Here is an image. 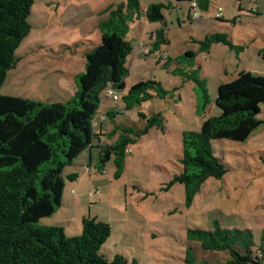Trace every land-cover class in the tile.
Returning <instances> with one entry per match:
<instances>
[{"label": "rangeland", "instance_id": "rangeland-1", "mask_svg": "<svg viewBox=\"0 0 264 264\" xmlns=\"http://www.w3.org/2000/svg\"><path fill=\"white\" fill-rule=\"evenodd\" d=\"M124 1L33 0L28 17L29 32L15 51L19 60L8 71L0 86V95L44 102L69 99L75 90L74 74L84 71V52L100 42L98 24L107 18L106 9L121 6ZM139 1L140 16L147 4L164 1V29L170 43L165 52L168 60L164 56L157 64L152 55L132 53L127 58L128 74L124 81L129 88L140 81L154 80L164 94L157 96L156 90L151 91L153 98L106 121L100 120L103 101L93 126L95 133L100 122L104 126L124 124L140 129L145 122L137 114L142 111L147 116L161 113L163 127H151L128 145L130 153L124 156L119 176L115 173L113 157L106 162L103 172L97 169L92 172L79 160L67 166L64 175L76 172L81 181L77 191L84 192L79 206L74 208L85 216L110 224L111 234L101 249L108 258L120 254L128 264L224 262L226 251L204 250L199 242L190 240L186 232L188 228L211 229L217 222L223 228L250 229L255 242L253 249L259 245L264 230V110L258 114L263 123L245 141H212L213 151L227 172L220 179L208 178L189 206L185 205L183 185L175 184L167 190L162 187L179 171L180 165L174 161L181 155L182 132L197 131L204 116L219 115L215 104L218 85L231 81L241 71L264 75V0L257 1L262 16L248 12V7L244 6L240 22L230 21L231 18L215 19L219 6L224 16L236 15L238 0H216L207 13L198 7V14L208 15V18L197 19L192 10L193 30L187 27L188 20L177 24V17L184 16L191 1L184 0L169 9V0ZM175 1L178 0H171ZM244 2L252 6L251 0ZM201 21L206 23L202 28ZM128 25L126 39L133 43L142 41L147 46V26L140 27L137 20L129 21ZM212 32L227 33L233 47L214 43L208 53L202 52L194 58L185 55L192 49L198 53L190 37L201 38ZM194 79L204 80L209 96L204 108H198L199 89L196 90ZM65 91L70 92V96H65ZM122 92H118L119 98ZM108 99L116 107H123L121 98L117 103ZM113 135L109 133L110 139L115 141L118 136ZM65 182L73 184L67 179ZM94 190L99 191L90 195ZM66 209L61 206L60 211L41 219L39 224L57 225L63 227L68 236H78L81 230L76 232L73 222L66 223L67 214L62 212ZM67 210L79 220L73 208ZM78 225L81 226V222Z\"/></svg>", "mask_w": 264, "mask_h": 264}, {"label": "trees", "instance_id": "trees-1", "mask_svg": "<svg viewBox=\"0 0 264 264\" xmlns=\"http://www.w3.org/2000/svg\"><path fill=\"white\" fill-rule=\"evenodd\" d=\"M194 1L197 8L208 9L210 0ZM32 3L33 0H0V86L19 60L15 51L29 32ZM164 7L163 3H151L142 12L147 21L164 25ZM140 9L139 0H125L121 6L106 9L107 18L98 24L100 42L84 52V71L75 75V90L69 99L44 102L0 95V264H128L123 255L108 258L101 252L111 234L107 222L84 216L81 233L68 236L62 227L40 225L39 221L61 207L65 180L78 178L76 172L64 175V170L98 136L93 121L105 88L123 91V107L106 109V119L142 105L153 98L151 91L156 90L157 96L164 94L154 80L140 81L124 92L126 62L132 54V42L126 39L128 22L138 19ZM164 34V28L155 31L148 55L163 53L157 50L167 43ZM190 40L198 52H208L214 43L233 47L225 32L206 33ZM185 55L194 58L196 53L186 51ZM161 58L157 57V64ZM194 81L199 89L198 108H204L209 101L204 80ZM215 104L219 115L204 116L197 131L182 133L181 155L176 160L179 171L162 187L167 190L175 184L183 185L186 206L208 178L220 179L227 172L213 151L212 141L243 142L263 123L258 114L264 110V75L241 71L231 81L220 83ZM137 115L145 122L142 128L114 124L111 135L118 131L117 139L99 146L100 172L113 157L119 176L128 145L151 127H163L164 117L159 112L147 116L139 111ZM186 234L204 250L228 254L224 262L201 261L203 264L264 262V230L256 249L250 229L223 228L216 222L211 229L188 228Z\"/></svg>", "mask_w": 264, "mask_h": 264}, {"label": "crops", "instance_id": "crops-1", "mask_svg": "<svg viewBox=\"0 0 264 264\" xmlns=\"http://www.w3.org/2000/svg\"><path fill=\"white\" fill-rule=\"evenodd\" d=\"M184 0H178V1H175V3L171 2V0L168 1V9L170 8V6H173V4H175L174 6L177 7V5H179V3H183ZM188 1H193V0H188ZM245 0H242V1H239L238 2V5H237V9H238V12L234 13L236 15H232V17H226L224 16V13H223V8L221 6V19L226 21L229 19L230 21L233 20L234 22H240V17L242 16V14L240 13L241 11H244L245 7H248V12L250 13H253V14H256V15H259V16H262L263 14L260 12V9H259V3L257 4V1L258 0H251V2H249L251 5V7H249V5H245L244 2ZM191 2L190 4H188V8L187 10L185 11V14L184 16L181 17H177V24L180 25V23L182 22L181 20H188V28H190L191 30H193L191 27L193 25V22H192V7L190 6L191 5ZM216 2V0H210L209 2V6L208 8L212 5V3ZM259 2V1H258ZM151 3H163L164 4V1H159V2H151ZM149 3V4H151ZM248 3V1H247ZM147 4V6L149 5ZM165 5V4H164ZM258 5V6H257ZM147 6H144L142 9H143V12L144 10L146 9ZM235 10V9H233ZM205 13L208 12V9L206 11H204ZM162 13H163V10H162ZM233 14V13H232ZM164 15V13H163ZM199 19H203V18H208V15H206L205 17H202L201 15L198 17ZM197 18V19H198ZM216 19V18H215ZM138 21L139 23V26L141 27V25H144L145 27L147 26L148 28V31H149V42H148V45L147 47L150 46V40H153L154 39V33L156 30L160 29V28H164L165 25H166V19H165V16H164V25H161L159 22H149L147 21V19L145 18V16H143V14L140 16H138V19H135ZM149 23V24H148ZM156 23L159 25H156ZM206 23L203 21H201V28L203 26H205ZM180 28V27H179ZM165 39H166V44H162L159 49L157 51H160V52H163V57H167L166 55V50H168L169 48V39L168 37H166V32H165ZM151 38V39H150ZM198 38V37H197ZM212 47V45H211ZM90 48V47H89ZM88 48V49H89ZM197 48V46H196ZM211 49V48H209ZM187 51H193L195 52L193 49L192 50H187ZM209 51V50H208ZM202 52H198L196 55L200 54ZM208 53V52H207ZM163 57L160 59V61L163 59ZM223 72L225 73V69L223 68ZM79 73V72H77ZM75 73L74 74V78H75V75L77 74ZM128 88H126V83H125V88H124V92L127 90ZM74 90V89H73ZM67 94V95H66ZM69 94V95H68ZM70 92L68 91H65V96H70ZM65 98H68V97H65ZM103 105L101 106L102 108V112H101V115L105 112L106 109H109V108H112L114 107L115 105L109 101L108 97H104L103 99ZM101 120V119H100ZM202 120V119H201ZM103 121V120H101ZM106 121V120H104ZM113 127H114V124H108L107 126H104L102 122L99 123V130L96 132L98 134V136L93 140V142L91 143V146L89 148H87L85 151H83L78 157L77 159H75V161H81L82 164H84V166L87 167L88 170H91L92 172L97 169L98 170V162H99V157H100V147L101 145H105V144H111L112 142H114V139L109 137V133L113 130ZM93 130H94V126H93ZM95 132V130H94ZM183 133V132H182ZM119 132L117 131L113 136H118ZM106 136V137H105ZM106 138V139H105ZM109 138V139H108ZM182 138V136H181ZM107 140V141H106ZM179 156V155H178ZM177 156V157H178ZM177 157L174 161L175 164H177ZM74 161V162H75ZM99 171V170H98ZM100 172V171H99ZM80 179L77 178L75 181H73V184L71 185H67L65 184V191H64V196H63V202L61 204L62 207H65L67 209H71L73 208L72 211H75V214L76 216L79 217V220H77L76 218H74V215L71 216V213H70V210H64L62 211L63 213H66L67 214V218L65 219L66 220V223H71L73 222L74 226H75V230L76 232H79V229L81 230V226L78 225V222H81V219L82 217L85 216L84 213H82V211L77 210L74 208V207H77L79 206V203H80V200L82 199L81 197L83 196V193L82 191H77L81 188V181H79ZM80 195V196H79ZM65 205V206H64ZM61 207L59 208L58 211H60ZM110 209H112V207H110ZM57 211V212H58ZM75 216V217H76ZM63 223H65V221H63ZM63 228V227H62Z\"/></svg>", "mask_w": 264, "mask_h": 264}, {"label": "built area", "instance_id": "built-area-1", "mask_svg": "<svg viewBox=\"0 0 264 264\" xmlns=\"http://www.w3.org/2000/svg\"><path fill=\"white\" fill-rule=\"evenodd\" d=\"M191 7L195 11V13H194L195 16L194 17L198 18L200 15L196 11L197 10V4H196V2L194 0L191 2ZM215 17L216 18H220L221 17V7L217 8V12L215 14ZM149 49H150V47L144 46L142 41H138V42H135V43L132 42V53H136L138 56L150 54L149 53ZM151 55L154 56V58H156V59H157L158 56L159 57L160 56L163 57V53L151 54ZM103 94H104V96L110 98L114 102H116V103L119 102V99H120L119 98V94L116 91H114L112 88H110V87L105 88ZM105 119H106L105 115L102 114L101 115V120H105ZM125 152L127 154L130 153V149H126ZM98 191L99 190H94V191L90 192V195L98 193Z\"/></svg>", "mask_w": 264, "mask_h": 264}]
</instances>
